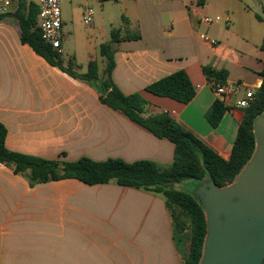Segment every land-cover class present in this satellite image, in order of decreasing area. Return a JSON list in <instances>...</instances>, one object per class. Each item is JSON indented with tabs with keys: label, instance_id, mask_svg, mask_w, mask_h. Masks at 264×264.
I'll return each mask as SVG.
<instances>
[{
	"label": "crops",
	"instance_id": "crops-1",
	"mask_svg": "<svg viewBox=\"0 0 264 264\" xmlns=\"http://www.w3.org/2000/svg\"><path fill=\"white\" fill-rule=\"evenodd\" d=\"M125 3L135 16L127 18L130 31L124 34H139L140 39L116 44L115 85L126 95L143 96L146 117L168 114L228 160L244 115L235 103L244 90L223 98L229 110L220 125L212 127L206 114L219 96L204 68L226 73L225 83L244 84L257 92L264 69V15L258 12H264V0H207L204 6L197 0ZM218 15L229 18L230 25L224 20L201 30L202 17ZM66 28L78 36L74 17L63 18V61ZM202 34L220 44L212 46ZM100 56L96 61L102 73L100 63L106 60ZM91 60L85 37L73 61L79 72H86ZM181 70L196 89L189 103L146 91ZM0 122L8 132V149L47 160L85 157L160 165L174 160L173 143L108 107L94 87L23 44L12 17L0 20ZM0 264H182V258L162 196L74 179L32 186L0 163Z\"/></svg>",
	"mask_w": 264,
	"mask_h": 264
},
{
	"label": "trees",
	"instance_id": "trees-1",
	"mask_svg": "<svg viewBox=\"0 0 264 264\" xmlns=\"http://www.w3.org/2000/svg\"><path fill=\"white\" fill-rule=\"evenodd\" d=\"M206 2L197 0L199 6H204ZM38 13L35 2L19 0L17 8L0 16V20L12 17L19 26L23 44L32 47L52 66L94 87L108 107L124 114L156 137L173 143L174 160L170 165H160L149 160L128 163L122 159H108L98 162L85 157L74 162L47 160L8 149V132L0 122V163L13 168L16 174L24 176L32 186L74 179L90 186L116 183L162 196L172 219L173 238L182 264H200L207 235L206 215L193 191L179 190L176 186L187 180L197 181L199 186L202 181L212 179L218 187H225L237 179L256 151L254 123L264 114V69L261 72L262 85L251 105L243 109L244 115L232 153L226 160L168 114L146 117L148 102L143 96L140 93L126 95L115 85L113 70L116 65V44L122 40H138L139 34H124L122 28L113 29L111 41L100 46V54L106 60L104 71L100 73L98 62L91 60L87 71L79 72L76 63L71 61L66 66L62 54L43 42L38 27ZM261 49L264 51V40ZM204 72L214 88L226 84V73L209 68H204ZM146 91L184 104L196 95L195 87L183 70L152 83L146 87ZM228 110L224 101L217 99L206 114L210 125L217 128Z\"/></svg>",
	"mask_w": 264,
	"mask_h": 264
},
{
	"label": "water",
	"instance_id": "water-1",
	"mask_svg": "<svg viewBox=\"0 0 264 264\" xmlns=\"http://www.w3.org/2000/svg\"><path fill=\"white\" fill-rule=\"evenodd\" d=\"M254 134V156L232 184L204 180L194 191L207 221L200 264H264V114Z\"/></svg>",
	"mask_w": 264,
	"mask_h": 264
},
{
	"label": "rangeland",
	"instance_id": "rangeland-1",
	"mask_svg": "<svg viewBox=\"0 0 264 264\" xmlns=\"http://www.w3.org/2000/svg\"><path fill=\"white\" fill-rule=\"evenodd\" d=\"M83 0H62V15L64 20L71 21L74 17L75 28L78 32V36L73 35L68 32L66 28V38L64 39V64H68L74 60L75 52L82 46L87 37V47L90 54L94 56V59H101L100 54V43L110 42L111 32L113 29L122 28L124 32L130 31V25H128L127 20L134 19L135 12L131 5H127L125 0H95V21L90 27L84 25L82 20H80L81 9ZM260 14L264 15L262 10L258 11ZM128 18V19H127ZM203 18V17H202ZM201 30L206 29L205 25L202 24ZM74 62V61H73ZM101 64L102 71L105 69V65ZM199 182L187 180L177 185L176 188L179 190L195 191V186Z\"/></svg>",
	"mask_w": 264,
	"mask_h": 264
},
{
	"label": "built area",
	"instance_id": "built-area-1",
	"mask_svg": "<svg viewBox=\"0 0 264 264\" xmlns=\"http://www.w3.org/2000/svg\"><path fill=\"white\" fill-rule=\"evenodd\" d=\"M95 0H83L82 3V22L90 27L95 21ZM117 1V0H113ZM19 4V0H0V16L7 15L13 12ZM38 7V27L40 35L44 43L50 45L55 51L62 54L63 43V15H62V0H36ZM225 20L227 25H230V19H224L222 16H205L201 22L207 27H213ZM202 39L212 46L216 47L220 43L218 40L210 37L208 34H202ZM216 94L224 101L228 94H239L244 90V96L237 99L235 106L237 109H245L251 105L256 96V90L251 87H246L244 84H228L214 88Z\"/></svg>",
	"mask_w": 264,
	"mask_h": 264
},
{
	"label": "flooded vegetation",
	"instance_id": "flooded-vegetation-1",
	"mask_svg": "<svg viewBox=\"0 0 264 264\" xmlns=\"http://www.w3.org/2000/svg\"><path fill=\"white\" fill-rule=\"evenodd\" d=\"M202 183V182H201Z\"/></svg>",
	"mask_w": 264,
	"mask_h": 264
}]
</instances>
